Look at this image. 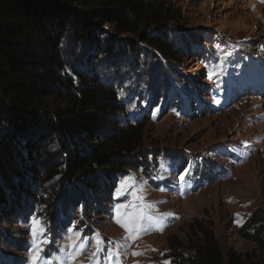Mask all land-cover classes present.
Listing matches in <instances>:
<instances>
[{
    "label": "rangeland",
    "instance_id": "obj_1",
    "mask_svg": "<svg viewBox=\"0 0 264 264\" xmlns=\"http://www.w3.org/2000/svg\"><path fill=\"white\" fill-rule=\"evenodd\" d=\"M171 7L175 17L164 29L178 59L110 24L96 23L91 38L67 37L66 74L76 76V70L114 87L117 121L122 128L145 122L143 140L126 166L99 178L95 192L65 174L43 188L34 185L42 202L22 199L15 215L0 216V264H70L68 237L75 232L90 241L75 264H172L176 242L194 254L195 220L213 224L223 254L261 255L238 230L253 215L264 226V0H172ZM108 46L105 55L101 49ZM56 105L51 100L30 128L34 143H48L47 162L63 154L52 130ZM130 174L146 182V201L173 215L162 217V231L153 227L125 241L116 209L128 204L133 188L115 193ZM34 220L45 228L35 262ZM97 237L105 251L93 260ZM108 250L118 258H109Z\"/></svg>",
    "mask_w": 264,
    "mask_h": 264
},
{
    "label": "trees",
    "instance_id": "obj_2",
    "mask_svg": "<svg viewBox=\"0 0 264 264\" xmlns=\"http://www.w3.org/2000/svg\"><path fill=\"white\" fill-rule=\"evenodd\" d=\"M171 1L0 0L2 218L15 215L22 199L42 202L35 186L43 188L58 176L65 174L71 183L81 182L95 192L99 178L129 163L128 158L140 148L146 123L122 128L115 116L121 107L114 87L76 70V76L66 74L64 43L71 32L78 38H91L96 23L110 24L178 59L164 29L175 17ZM155 29L162 32H148ZM131 48L138 56L135 42ZM101 51L110 54L111 47ZM51 100L57 103L52 130L63 151L59 162H47L43 152L48 143L40 147L30 133ZM259 222L253 215L238 233L254 242L261 255L223 254L213 224L195 220L191 231L196 238L190 239L194 254L187 255L183 244L176 242L169 254L172 264H264V226Z\"/></svg>",
    "mask_w": 264,
    "mask_h": 264
},
{
    "label": "snow or ice",
    "instance_id": "obj_3",
    "mask_svg": "<svg viewBox=\"0 0 264 264\" xmlns=\"http://www.w3.org/2000/svg\"><path fill=\"white\" fill-rule=\"evenodd\" d=\"M180 179L183 181L184 176H181ZM146 182L137 181L134 175H129L121 181L120 187L117 189L115 195L117 197L125 195L129 188H133L132 199L128 202V204H121L116 209L117 219L116 223L119 224L127 233L124 237V240H132L139 237L141 233L148 232L151 228L157 227L158 230L162 231V217L171 216L172 213H159L156 210V203L158 202H149L145 200L144 194L146 193ZM123 211L122 210H125ZM39 221H33V254L32 260L35 262L40 257L35 255L37 251V239L40 234L45 231L44 227H37ZM69 243L68 248L72 249L66 253L67 259L70 264H75L76 258L79 254L83 252L85 248L88 247L89 242H83L79 232H75L73 236L68 237ZM102 240L97 237L96 240V252L92 254V259L94 260L100 252L105 251L104 248L101 247ZM42 247V245H41ZM120 246L117 245V248ZM51 253H47L50 255ZM107 255L109 258L115 259L118 258L119 252L108 250ZM133 255H140V253H133ZM47 264V262H46ZM165 264H170V262H165Z\"/></svg>",
    "mask_w": 264,
    "mask_h": 264
}]
</instances>
